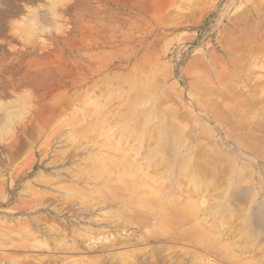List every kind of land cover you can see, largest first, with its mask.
Instances as JSON below:
<instances>
[{
	"label": "rangeland",
	"instance_id": "374dc122",
	"mask_svg": "<svg viewBox=\"0 0 264 264\" xmlns=\"http://www.w3.org/2000/svg\"><path fill=\"white\" fill-rule=\"evenodd\" d=\"M215 67L225 69L222 80L249 74L246 87L240 84L212 105L223 131L248 154L257 142L249 126L264 114L263 94L257 95L262 101L247 100L250 92L264 93V0H0V121L20 108L8 133L0 134V263L250 264L264 255V232L248 215L260 204L264 211V167L254 165V152L242 162L256 168L244 181L254 186L255 202H236L237 217H206L211 235L222 233L210 250L195 244L196 232L180 219L160 228L157 218L125 223L115 217L119 206L137 207L128 203L132 191L116 185L113 164L112 175L101 174L90 159L114 156L111 137L91 123L108 118L116 128L143 81L161 79L154 97L171 86L189 101V76L196 70L216 74ZM254 82H261L257 93ZM76 129L79 142L72 144L69 135ZM222 184L208 188L209 204ZM73 186L80 193L69 192ZM247 216L258 236L248 246L245 231L238 232ZM28 224L35 226L32 236L23 237L20 229ZM189 249L205 260L185 261L181 252Z\"/></svg>",
	"mask_w": 264,
	"mask_h": 264
},
{
	"label": "bare ground",
	"instance_id": "6f19581e",
	"mask_svg": "<svg viewBox=\"0 0 264 264\" xmlns=\"http://www.w3.org/2000/svg\"><path fill=\"white\" fill-rule=\"evenodd\" d=\"M32 28H28V29H32ZM219 64H220V61H219ZM223 70L225 71V69ZM223 70L218 69V73L216 74L212 73L211 75L209 74V72H208V75H206L207 73L204 74L202 70L194 71V73L191 76H189V78H191V82L187 84V87L189 88L188 90L189 101L183 98L185 92H183L182 89L181 91L180 89L173 90V87L171 86L168 89L164 88L166 90H163L162 97L161 96L158 98L154 97V93L156 89L161 90V87H160L161 79L156 80L155 77H152L153 81L150 80V81H146L145 83L143 81L141 83V86L133 93L134 96L129 101L130 106H127L126 108H124L125 111L127 108L129 109L127 112L124 111L125 112L124 116L122 120L119 122V124H117L118 126L116 128L112 126L110 127L111 123L110 125L107 124L108 118L105 120L101 118L102 121L100 123H96L98 121H96L93 124L91 123L90 128L100 127L102 129V133L104 134L103 136L107 138H109V136L111 137L112 150L114 151V156L110 157L107 154L108 156H99L97 158L94 157L90 159H92V161L95 160L94 163H97L100 166V170L102 169V171L100 172L101 174H108L112 172L113 170L111 168H113L112 167V164H113L114 167H116V169L114 168V170H117L116 182L118 184L116 185L121 186L122 188H124V190L126 189L127 191L129 190L132 191V194L129 197L128 203L133 202L137 206L136 208H133V207L125 208V207L119 206L120 209H118V211L116 212L115 217L122 219V221L125 223L131 222L132 218L134 219L142 218L144 219L143 222L145 220L150 221L152 219L157 218L158 220H160V222L157 225L160 228L167 227L168 222L170 220L180 219L182 222H184V224H187V228L189 230L196 232L195 235L197 236L193 240L195 244H197L198 246L202 248L205 247L206 249L210 250L209 247L210 246L213 247L212 246L213 242L220 240L221 237L219 236V233H221V231L220 230L217 231L218 230L217 229L216 230L217 232L214 233V235H211L209 230H212V229H208L207 226L203 225L207 222L206 217L210 215L211 213H214V216L217 214L222 215L221 218L224 217L225 214L229 216H233L235 215V212L237 211V206H239L236 204V202H240L241 200H245L249 204H253L255 202L254 188H253L254 186L252 184H249L248 182H247L248 184L246 185L244 184V181L246 180L245 179L246 176L248 175L252 176V171H253L252 169L254 168V171H255L256 168L249 167L248 169V166H246L242 162L244 161V159L247 161L249 160L248 158L245 157L247 153L245 154L246 151L244 150V147L240 145L239 144L240 141L237 142L236 139H234L235 142H233L231 139L232 137L230 133H228L227 131H223L224 127L222 128L220 126L222 123L220 122V120L217 119V116H216L217 114L213 112V108H212L215 104H220L222 102L225 96V93H228L231 90L232 94H234L235 91L233 88L238 87L240 84L246 87L247 85L246 82L249 79V74L245 76L243 75L244 78H240L242 77L241 75L239 77V76H234V75L230 76L228 74L229 77L222 80L221 77H223V73H224ZM221 71H223V73ZM219 72L221 76L219 75ZM257 82H254L255 85L261 83V82L259 83ZM243 86H240V87H243ZM260 86L261 85L259 84V86L252 88V90H254V92L257 93L258 91L261 90ZM162 87H165L164 84ZM259 94H263L264 96V93H258V94L254 93L253 94L252 92H250V94L247 96L248 98L247 100H250L252 102L254 101V103L258 102L257 100L262 101V97L260 98L257 96ZM110 95H107L108 99L111 98ZM237 96H240V95L238 94ZM179 100H180V103H179ZM262 102H264V100ZM99 104L102 105L101 103ZM18 109L20 108L19 107L13 108L12 109L13 111H10L7 115H5L2 122L0 121V123L4 124L3 126L0 125V134L4 133L3 135H5L8 133L6 132L7 128L10 124H12V122H14L13 118L14 116L18 114V111H19ZM51 119L53 118L51 117ZM245 126H242V127L247 128ZM237 127L241 128L239 126ZM9 129L11 128L9 127ZM81 130L83 131V129ZM84 132H88V131H84ZM95 132L97 133V131ZM248 132H250V134L254 133V139L257 140L256 143L255 142L251 143L252 145L250 146L251 150L249 149V151L251 152L249 151L248 152L252 154L254 152V156L257 159V160L256 159L254 160V165L257 166L258 164L260 165L261 163L262 166L264 167V114H262V118L260 119V121L254 122V124H251L249 126ZM93 133L94 132H92V134ZM82 136L84 137V135ZM78 137H79V132L76 129L75 133H73V131L70 133L69 142L72 144L76 143L77 141L79 142ZM145 140H146V143H144ZM136 141L138 143V146L134 143ZM65 142H68V141H65ZM108 143L110 142L108 141ZM109 148H111V146ZM89 162L87 164H89ZM244 168H247V170H245ZM110 175L112 174L110 173ZM88 180H90V178ZM106 180H108L107 182L111 183L112 179L108 178ZM219 183L220 184L223 183L221 186V190L219 191V194L213 198V203L212 204L210 203L211 204L210 205L206 199V192L209 187L219 185ZM73 187L68 189V191L75 193V194L80 193L79 189H76L75 187L74 188ZM102 191L103 190L98 189L97 192L102 195ZM94 194H97V193L95 192ZM122 200L123 199H121V201ZM106 201L103 203H106ZM106 204L108 206V202ZM122 208L123 210H121ZM252 211L251 212L248 211V213L249 212L250 213L249 214L247 213V214L254 215V220L251 219L249 216H247L248 225L246 224L245 221H242V225H244L246 228L241 227L238 229V232H240V230L242 229L241 230L242 235L244 233L243 231H245L244 239L247 240L245 242L246 246L252 245V242L256 240L258 237L256 236L253 230L252 226L254 224L251 220L256 221L255 223L260 225L262 232H264V211L261 208V204L259 205V208H256L254 210V212ZM128 212L130 214H128ZM235 216L237 217V215ZM244 216L246 217V215ZM236 217H234V219ZM4 226H7V224ZM7 227H11V226H7ZM177 227H180V226L177 225ZM14 228L15 230L18 229V228L16 229V227H14L13 225V229ZM33 228H35L33 224L31 225L28 224L26 228L21 227L20 232L21 231L22 232L19 234L21 235L24 234L23 237H25V235L32 236ZM73 229L74 228H72V230ZM168 230L170 229L168 228ZM184 232L186 233L185 230ZM9 237L11 238V236ZM232 239H233V242H236L235 237H233ZM209 244L211 245L208 246ZM235 248H237V246ZM228 250H231V249L228 248ZM198 253L196 252L194 253L193 250L189 249L186 251L183 250L181 252V255L185 256V261H188L191 258H193V256L194 257L198 256V258H200L199 256H202V255L201 253L199 254ZM255 257L256 259L255 260L252 259L250 264H264V255H258ZM199 260L204 261L205 256H202ZM200 261H198V263ZM11 263L13 264V260H10L7 264H11ZM212 263L216 264V262H212ZM0 264H5V263H0Z\"/></svg>",
	"mask_w": 264,
	"mask_h": 264
}]
</instances>
